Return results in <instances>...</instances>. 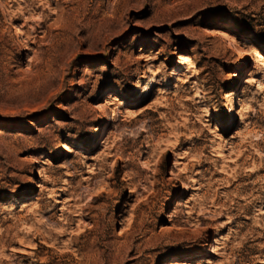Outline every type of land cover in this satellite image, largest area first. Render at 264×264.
<instances>
[{
	"label": "rangeland",
	"instance_id": "374dc122",
	"mask_svg": "<svg viewBox=\"0 0 264 264\" xmlns=\"http://www.w3.org/2000/svg\"><path fill=\"white\" fill-rule=\"evenodd\" d=\"M0 264H264V0H0Z\"/></svg>",
	"mask_w": 264,
	"mask_h": 264
},
{
	"label": "bare ground",
	"instance_id": "6f19581e",
	"mask_svg": "<svg viewBox=\"0 0 264 264\" xmlns=\"http://www.w3.org/2000/svg\"><path fill=\"white\" fill-rule=\"evenodd\" d=\"M185 59V58H184ZM67 146H65V148H66Z\"/></svg>",
	"mask_w": 264,
	"mask_h": 264
}]
</instances>
